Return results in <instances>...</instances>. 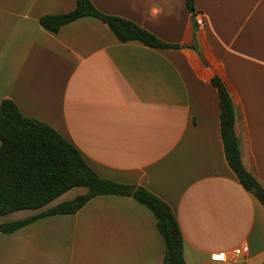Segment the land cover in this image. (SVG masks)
Returning a JSON list of instances; mask_svg holds the SVG:
<instances>
[{"label": "crops", "instance_id": "crops-1", "mask_svg": "<svg viewBox=\"0 0 264 264\" xmlns=\"http://www.w3.org/2000/svg\"><path fill=\"white\" fill-rule=\"evenodd\" d=\"M193 1L203 26L186 0H91L179 46L161 50L123 43L94 17L57 33L41 25L76 0H0V105L10 99L54 128L100 178L166 202L186 264H217L211 255L237 248L235 264H264V206L226 160L212 84L218 76L229 89L243 165L264 187V0ZM86 193L0 216V264H164L156 218L131 197H97L77 213L1 231Z\"/></svg>", "mask_w": 264, "mask_h": 264}, {"label": "trees", "instance_id": "trees-1", "mask_svg": "<svg viewBox=\"0 0 264 264\" xmlns=\"http://www.w3.org/2000/svg\"><path fill=\"white\" fill-rule=\"evenodd\" d=\"M75 10L48 15L41 25L53 33L83 17H94L123 42L137 41L155 49H175L135 23L100 12L91 0H76ZM195 13L194 1L186 0ZM221 108V135L226 160L243 188L264 206V187L244 167L235 131L236 114L229 89L218 76L212 79ZM0 216L19 211L41 210L72 189L84 187L85 195L59 204L30 219L3 224L1 231L11 233L43 217L74 214L92 199L103 196L134 198L155 216L166 248L164 264H186L183 236L170 206L139 186L104 180L86 163L79 150L58 131L44 122L25 117L17 105L5 99L0 105Z\"/></svg>", "mask_w": 264, "mask_h": 264}, {"label": "built area", "instance_id": "built-area-1", "mask_svg": "<svg viewBox=\"0 0 264 264\" xmlns=\"http://www.w3.org/2000/svg\"><path fill=\"white\" fill-rule=\"evenodd\" d=\"M193 18L198 26L204 25L203 17L200 14H193ZM242 254L243 250L241 248H237L232 253H215L211 255V261L217 264H235Z\"/></svg>", "mask_w": 264, "mask_h": 264}, {"label": "rangeland", "instance_id": "rangeland-1", "mask_svg": "<svg viewBox=\"0 0 264 264\" xmlns=\"http://www.w3.org/2000/svg\"><path fill=\"white\" fill-rule=\"evenodd\" d=\"M86 189V188H85ZM87 190V189H86Z\"/></svg>", "mask_w": 264, "mask_h": 264}]
</instances>
